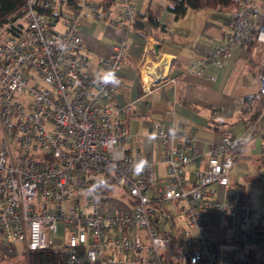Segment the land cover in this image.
I'll use <instances>...</instances> for the list:
<instances>
[{"label": "built area", "instance_id": "2783aa9c", "mask_svg": "<svg viewBox=\"0 0 264 264\" xmlns=\"http://www.w3.org/2000/svg\"><path fill=\"white\" fill-rule=\"evenodd\" d=\"M263 3L240 0L225 42L188 71L205 74L209 62L222 66L232 46L264 45ZM44 8L59 16L47 19ZM138 15L134 0H27L0 27V260L14 255V244L27 253L53 245L52 231L64 236L60 248L71 264H264V255L249 249L258 231L264 236V205L255 206L242 191L234 198L218 194L230 186L237 163L251 160L245 152L254 129L243 136L223 132L205 167L194 134L159 122L151 133L155 157L129 151L134 136L122 113L133 103L119 105L116 94ZM89 17L123 31L108 56L85 44L81 29ZM12 26L17 34L8 31ZM108 71L118 85L99 81ZM257 71L264 100V60ZM143 88L149 92L151 84ZM258 121L264 126V106ZM141 160L147 164L136 174ZM158 164L166 167L164 176L155 174ZM211 212L238 220L231 247L220 246L208 230Z\"/></svg>", "mask_w": 264, "mask_h": 264}, {"label": "crops", "instance_id": "0c3cea01", "mask_svg": "<svg viewBox=\"0 0 264 264\" xmlns=\"http://www.w3.org/2000/svg\"><path fill=\"white\" fill-rule=\"evenodd\" d=\"M134 1L140 13L146 15L151 10L166 29L154 28L147 36L135 31L128 36L129 47L121 71L123 84L116 102L133 103L131 109L122 113L127 130L134 136L128 143L129 151L140 150L142 156L155 157L158 142L151 133L159 122L168 131L179 129L194 134L196 147L204 153L201 166L205 167L210 148L220 142L223 132L243 136L254 129L245 152L251 160L237 163L231 172L230 186L219 187L218 194L234 198L244 190L255 206L264 205V126L258 118L251 124L236 119L243 98L259 93L257 65L264 60V45L232 46L231 56L223 60L222 66L209 62L205 74L191 73L188 68L192 63L225 42L233 9L189 8L178 17L169 9L167 0ZM81 33L85 44L102 56H108L111 45L123 36L120 28L92 17L83 21ZM143 84H151V90L145 92ZM197 168L198 162L193 163L188 175L192 177ZM155 169L158 177L166 174L162 164ZM236 223L237 219L211 212L208 230L220 246L227 248L232 245L230 229ZM249 249L257 257L264 255L262 231H258Z\"/></svg>", "mask_w": 264, "mask_h": 264}, {"label": "trees", "instance_id": "16d2710c", "mask_svg": "<svg viewBox=\"0 0 264 264\" xmlns=\"http://www.w3.org/2000/svg\"><path fill=\"white\" fill-rule=\"evenodd\" d=\"M80 0H70L74 5H78ZM169 9L173 11L176 16H182L186 13L187 9H205L214 8L220 6L221 8L235 9L238 7L240 0H167ZM27 0H0V27L14 21L19 15L22 7ZM264 5V3H263ZM40 12L46 15L47 19H55L59 16V13L54 9H41ZM134 31L142 36H147L154 28L166 29V25L157 17L155 13L149 10L148 14L140 13L137 20L133 24ZM13 34L19 32V28L12 26L8 28ZM251 45L257 44V42H251ZM264 106V100L260 93L256 95H247L243 98V106L238 113L236 119L245 120L247 123H253L259 118L262 108ZM244 196L247 194L242 191ZM15 255L3 256L0 260V264H6L5 260L12 258L15 259ZM16 259V261L20 260ZM68 254L60 247H54L53 245L46 248L31 250L18 264H71L69 262ZM92 264V263H86Z\"/></svg>", "mask_w": 264, "mask_h": 264}, {"label": "rangeland", "instance_id": "374dc122", "mask_svg": "<svg viewBox=\"0 0 264 264\" xmlns=\"http://www.w3.org/2000/svg\"><path fill=\"white\" fill-rule=\"evenodd\" d=\"M155 174H157L156 169H155ZM242 177L240 178L241 180H242ZM113 197H115V198H122L123 200L126 199L125 197H121L118 194H115ZM48 237L52 241V244H53L54 247H61V246H63L64 236L62 235L61 232H52L51 231V232H49ZM23 247L24 246L22 244H20V243L19 244L12 245V250H13V253H14V255L16 257H15V259H12V258L6 259L5 260V263L6 264H18L19 262H22L25 257L27 259V254L28 253L26 251H23V249H24ZM19 258H21V259L18 260V261H16V259H19Z\"/></svg>", "mask_w": 264, "mask_h": 264}, {"label": "clouds", "instance_id": "9594fccd", "mask_svg": "<svg viewBox=\"0 0 264 264\" xmlns=\"http://www.w3.org/2000/svg\"><path fill=\"white\" fill-rule=\"evenodd\" d=\"M98 79L105 85L112 84L113 86H116L119 84V79L113 71L106 72L102 77H99ZM146 164H147V161L145 160L139 161L134 166L135 173L140 174L144 170ZM102 186H104L103 182L98 183V185L94 186L92 189H89V194H91L95 190L96 187H102Z\"/></svg>", "mask_w": 264, "mask_h": 264}, {"label": "water", "instance_id": "95a60500", "mask_svg": "<svg viewBox=\"0 0 264 264\" xmlns=\"http://www.w3.org/2000/svg\"><path fill=\"white\" fill-rule=\"evenodd\" d=\"M157 48V47H156Z\"/></svg>", "mask_w": 264, "mask_h": 264}]
</instances>
